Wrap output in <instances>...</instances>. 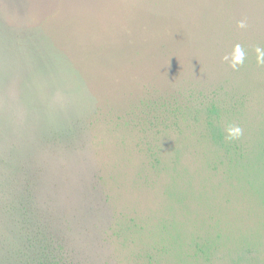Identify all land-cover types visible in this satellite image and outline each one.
<instances>
[{"label":"rangeland","instance_id":"obj_1","mask_svg":"<svg viewBox=\"0 0 264 264\" xmlns=\"http://www.w3.org/2000/svg\"><path fill=\"white\" fill-rule=\"evenodd\" d=\"M236 43L247 59L233 71L221 58ZM257 44L264 0H0V178L17 164L36 167L34 193L79 227L85 261L75 264L139 262L134 244L108 229L161 207L166 176L144 165L119 117L146 95L215 100L223 130L239 124L244 148L264 144ZM72 123L68 143L61 134ZM261 156L242 171L241 201L230 202L235 238L264 237ZM3 222L0 213V233Z\"/></svg>","mask_w":264,"mask_h":264},{"label":"trees","instance_id":"obj_2","mask_svg":"<svg viewBox=\"0 0 264 264\" xmlns=\"http://www.w3.org/2000/svg\"><path fill=\"white\" fill-rule=\"evenodd\" d=\"M191 100L146 95L119 117V127L133 135L132 149L146 160L144 165L166 176V190L163 205L149 207L145 219L133 221L123 214L128 224L114 221L108 230L121 238L123 246L134 244L133 253L140 259L134 264H264V237L235 238L230 217L233 196L240 202L239 194L246 191L242 186L249 182L243 180L242 171L259 167L255 161L261 160L264 144L244 148L239 139L226 140L219 123L221 103ZM72 124L74 128L61 134L68 143L78 133ZM256 152L254 159L248 158ZM24 165H15L13 172L6 171L8 177L0 178L5 226L0 233V264L84 262L82 237L78 238L79 227L71 214L55 212L34 193L36 167ZM216 174L218 186L213 180ZM135 176L142 179L141 173Z\"/></svg>","mask_w":264,"mask_h":264},{"label":"clouds","instance_id":"obj_3","mask_svg":"<svg viewBox=\"0 0 264 264\" xmlns=\"http://www.w3.org/2000/svg\"><path fill=\"white\" fill-rule=\"evenodd\" d=\"M237 27L244 29L247 27L245 19H241L237 23ZM254 52L255 63L258 67L264 68V46L254 45L252 47ZM222 61L227 64L233 71H238L241 66L245 64L247 59V52L243 45L236 43L232 49L222 56ZM225 139L228 141L238 140L244 134V129L239 124L229 123L225 127Z\"/></svg>","mask_w":264,"mask_h":264}]
</instances>
